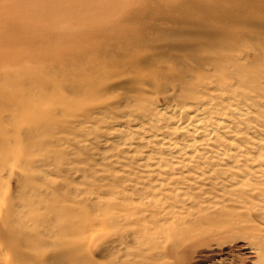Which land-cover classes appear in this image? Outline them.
<instances>
[{
  "label": "rangeland",
  "instance_id": "374dc122",
  "mask_svg": "<svg viewBox=\"0 0 264 264\" xmlns=\"http://www.w3.org/2000/svg\"><path fill=\"white\" fill-rule=\"evenodd\" d=\"M211 69L260 103L174 154L139 105ZM263 69L264 0H0V264H264Z\"/></svg>",
  "mask_w": 264,
  "mask_h": 264
},
{
  "label": "bare ground",
  "instance_id": "6f19581e",
  "mask_svg": "<svg viewBox=\"0 0 264 264\" xmlns=\"http://www.w3.org/2000/svg\"><path fill=\"white\" fill-rule=\"evenodd\" d=\"M241 52V51H240ZM250 52V51H249ZM233 53V52H232ZM244 54V51L242 50V52ZM247 53V52H246ZM237 54V52H236ZM236 56V55H235ZM245 56V55H243ZM208 57V56H207ZM240 58V57H239ZM238 58V59H239ZM247 58V57H246ZM208 59V58H207ZM209 60V59H208ZM247 60V59H246ZM243 61V60H242ZM227 62V61H226ZM229 62V61H228ZM234 62V61H232ZM231 63V62H230ZM245 63V62H244ZM227 64V63H226ZM239 65V63H238ZM205 66V65H204ZM211 66V65H210ZM213 66V65H212ZM227 66V65H226ZM201 67V66H200ZM182 68V67H181ZM228 68V67H227ZM230 68V67H229ZM232 68V67H231ZM235 69V68H234ZM233 71V69H231ZM264 70V69H263ZM210 71H213V69H211ZM217 72H219L217 70ZM235 72V71H234ZM206 73V72H205ZM184 74V73H183ZM191 74V72H190ZM241 74V73H240ZM255 74V73H254ZM192 75V74H191ZM248 75V74H247ZM257 75V74H256ZM249 76V75H248ZM263 76V75H262ZM261 76V77H262ZM210 77H212L213 79H210ZM246 77V76H245ZM243 77V78H245ZM257 77V76H256ZM264 77V76H263ZM191 78V77H189ZM208 80H206V82H202L201 84H199L198 89H195L194 87H189L186 89H190L189 93L187 94H191V95H185L182 96V94H178V90L177 91H170L172 92L171 94L167 95L166 97V104H164L163 106H155V107H149L148 105L145 104H141L139 105L140 110H141V114L142 116H145L148 118L149 122L152 120L154 122L159 121L161 119H163L165 121V125H163V127L165 129H169L172 130V133H177L174 137H170L167 136L165 134H160L161 137H159L162 140V143L166 144L165 147H170V149L173 150L174 154L176 152L177 153H181V152H186L187 154L185 156H188V149L187 147H192L195 148V146H197V144L202 141V140H212L213 142L219 143L220 141L217 138L219 133H220V129H225L228 128V125L226 124L227 121L225 122L223 119V115H227L224 110L225 108H230L233 109L235 112H237L236 114L240 115V116H249L251 113V107L259 104L260 102L258 100H256L253 96H251L250 93L244 92L242 91V89H239L242 86H246L245 83L241 80H231L225 84L222 80L221 77L219 75H215L214 71L210 72V74L208 75ZM235 78V77H234ZM167 79V77H166ZM248 79V77H247ZM260 79V77L258 78ZM210 80V81H209ZM251 80V78H250ZM263 80V79H262ZM264 81V80H263ZM250 82V81H249ZM237 84V85H236ZM213 85V86H212ZM250 85V84H249ZM252 85V84H251ZM255 85V84H254ZM164 86V85H163ZM211 86L212 89L214 91V93L211 91ZM256 86V85H255ZM177 88V87H176ZM197 88V87H196ZM258 88V87H257ZM262 88V87H260ZM179 89V88H178ZM264 89V88H263ZM184 90V89H183ZM249 90V89H248ZM251 91V90H250ZM261 97V96H260ZM258 98V97H257ZM263 99V97H262ZM261 99V100H262ZM263 101V100H262ZM261 105V104H260ZM257 108V107H256ZM232 110V111H233ZM231 111V110H230ZM254 111V110H253ZM56 112V111H54ZM31 113V112H30ZM253 113V112H252ZM5 114V113H4ZM29 114V112H28ZM234 115V114H233ZM234 117V116H233ZM238 118V117H237ZM244 118V117H243ZM250 118V117H249ZM246 119V118H244ZM248 119V118H247ZM246 119V120H247ZM231 120V119H230ZM235 120V119H234ZM249 120V119H248ZM251 121V120H250ZM49 122V121H48ZM234 122V121H233ZM232 122V123H233ZM236 122V121H235ZM239 122V121H238ZM237 122V123H238ZM241 123V122H240ZM235 124V123H234ZM250 124V123H249ZM247 124V125H249ZM232 125V124H231ZM122 127H124V125H121ZM138 126V125H137ZM58 128V127H57ZM231 128V126H230ZM59 129V128H58ZM57 129V130H58ZM233 129V128H232ZM146 130V129H145ZM229 130V129H228ZM119 131V130H118ZM117 131V132H118ZM134 131V130H133ZM225 131V130H224ZM231 131V130H230ZM54 132V131H53ZM60 132V131H59ZM222 132V130H221ZM239 132V131H238ZM229 133V132H228ZM121 135H123L122 133H119ZM135 134V133H134ZM218 134V135H217ZM159 135V136H160ZM221 136V135H220ZM225 136V135H224ZM223 136V137H224ZM178 139H181L182 141H184V143H181ZM63 140V139H62ZM167 143H165V141ZM49 144V143H48ZM54 145V144H53ZM52 145V146H53ZM57 145V144H56ZM55 145V146H56ZM59 145V144H58ZM215 145V144H214ZM42 146V145H41ZM47 146V145H46ZM49 146V145H48ZM163 147V145H162ZM59 148V147H58ZM57 148V149H58ZM50 149V148H49ZM165 149V148H164ZM168 149V150H170ZM166 150V149H165ZM41 151V150H40ZM53 151V149H52ZM190 151V150H189ZM48 152V151H47ZM61 152V151H60ZM172 152V153H173ZM197 152V151H196ZM56 153V152H55ZM203 153V152H202ZM11 154V153H10ZM57 154V153H56ZM55 154V155H56ZM183 154V153H182ZM223 155V153L221 154V156ZM139 156V155H138ZM11 157V156H10ZM9 157V158H10ZM189 157V156H188ZM195 157V155H194ZM193 157V158H194ZM48 158V157H47ZM50 158V157H49ZM207 158V157H206ZM16 159V158H15ZM45 160V159H44ZM12 161V160H11ZM11 161H9L11 163ZM40 161V160H39ZM198 161V160H197ZM14 162V161H13ZM42 162V161H40ZM163 162V161H162ZM6 163V162H5ZM167 163V162H166ZM19 164V163H18ZM22 165V163H21ZM19 166V165H16ZM20 167V166H19ZM25 167V166H22ZM21 167V169H22ZM26 169V168H25ZM29 170V169H28ZM23 173V172H22ZM166 173V172H165ZM27 174V173H26ZM29 177V176H28ZM31 181V178H30ZM33 182V181H32ZM63 186V185H61ZM31 189V188H30ZM33 189V188H32ZM45 193V192H43ZM3 199V198H2ZM36 200V199H35ZM39 201V199H38ZM185 201V200H184ZM2 202V201H1ZM94 203V202H93ZM34 207V206H33ZM189 207V206H188ZM109 211V209H108ZM191 211V210H190ZM218 210V214H219ZM214 212L212 213V215L217 213ZM96 213V212H95ZM100 213V212H99ZM113 213V212H112ZM115 214V213H114ZM120 214V213H118ZM49 215V214H48ZM51 215V214H50ZM108 215V213H107ZM117 215V213H116ZM214 216H210L208 215V218H213ZM49 217V216H48ZM52 217V215H51ZM50 217V218H51ZM121 217V216H120ZM38 218V217H37ZM110 218V222L109 224L114 225V221H116V217L114 215H112L111 217H107V222L109 221ZM24 219V218H23ZM49 219V218H48ZM202 219V218H201ZM204 219V218H203ZM202 219V220H203ZM44 220V219H43ZM124 220V219H123ZM14 218L9 217V222L10 224H8L9 226H13L14 222ZM19 221V220H18ZM17 221V222H18ZM26 221V219H25ZM52 221V219L50 220ZM113 221V222H112ZM122 221V220H121ZM49 222V220H48ZM27 224V223H26ZM29 224V223H28ZM36 224L39 225V223L36 222ZM19 225V224H18ZM21 225V224H20ZM120 225V224H119ZM227 226V229L229 228V230L231 231L233 229V227L230 226V224H224ZM46 226V225H45ZM40 227V226H39ZM43 227V225H42ZM49 227H47L48 229ZM191 228V227H190ZM114 229H116L114 227ZM193 229V228H191ZM14 234H17L16 237L18 236L19 238H21L22 235L26 236L27 232H21V231H16V228L12 229ZM202 230V231H201ZM199 231H193L190 233L189 239H192L194 237L197 236H202L205 235L207 233H211L212 231H217V229L212 230H203L201 229ZM25 231V230H24ZM40 231V230H38ZM50 231V230H48ZM103 231V230H102ZM111 231H113L111 229ZM117 230H115L116 232ZM16 232V233H15ZM43 232V231H42ZM41 232V233H42ZM51 232V231H50ZM19 233V234H18ZM44 233V232H43ZM55 233V232H54ZM68 233V232H66ZM117 233V232H116ZM44 235V234H43ZM97 238L93 243H79V247H80V254H82L83 257H87L88 254L93 253L94 249H97L99 252H101L102 250L105 252H109L111 251L112 247H109V245H112L114 241L113 236L111 238L109 233H99L97 234ZM56 236V235H55ZM124 236V235H123ZM70 237V236H68ZM10 241V239H8ZM188 240V238H187ZM78 241V240H77ZM108 241H110L108 243ZM183 241V240H182ZM89 242V240H88ZM40 245V244H39ZM43 247V246H41ZM260 248V247H259ZM257 249V248H255ZM103 251L101 252V256L103 257ZM108 254V253H107ZM110 255V254H109ZM107 255V256H109ZM93 256V255H92ZM118 256V255H117ZM104 257H106L104 255ZM125 262V261H124ZM92 264H118L115 263L113 260L107 261V262H102V263H95V262H91Z\"/></svg>",
  "mask_w": 264,
  "mask_h": 264
}]
</instances>
